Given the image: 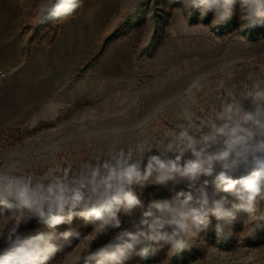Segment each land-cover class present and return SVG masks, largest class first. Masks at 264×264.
<instances>
[{"label":"rangeland","instance_id":"rangeland-1","mask_svg":"<svg viewBox=\"0 0 264 264\" xmlns=\"http://www.w3.org/2000/svg\"><path fill=\"white\" fill-rule=\"evenodd\" d=\"M20 1L25 39L51 41L56 28L40 22L59 0ZM136 6L120 31L130 79L103 80L96 66L40 119L0 135V188L28 206L0 220V264H170L180 243L186 264H264V243L243 241L264 237V147L247 156L226 134L229 118L264 106V39L243 35L264 23V0H121L105 35ZM225 16L233 30L221 37ZM155 28L157 53L138 59Z\"/></svg>","mask_w":264,"mask_h":264},{"label":"crops","instance_id":"crops-1","mask_svg":"<svg viewBox=\"0 0 264 264\" xmlns=\"http://www.w3.org/2000/svg\"><path fill=\"white\" fill-rule=\"evenodd\" d=\"M120 3L82 0L77 16L52 24L56 31L51 41L36 43L26 40L23 34L21 1L0 0V135L40 119L43 110L72 87L74 77L97 51L100 38L117 18ZM131 51L127 37L112 43L95 65L98 77L130 79L134 70ZM2 73L8 77L2 78ZM255 112L242 110L226 125L227 136L247 150V156L253 151L250 146L264 147L254 124L257 117L264 124V106Z\"/></svg>","mask_w":264,"mask_h":264},{"label":"trees","instance_id":"trees-1","mask_svg":"<svg viewBox=\"0 0 264 264\" xmlns=\"http://www.w3.org/2000/svg\"><path fill=\"white\" fill-rule=\"evenodd\" d=\"M81 2L82 0L57 1L53 6H51L50 8H48L43 12L40 22V29L44 30L51 28L52 24L55 22H60L64 19L77 16L80 12ZM139 12H140V6H136L131 13L126 15L123 22H120L110 33L100 38L97 51L92 55V57L84 65V67L77 73V77L87 75L100 61L101 57L105 54L108 47L112 43H115L127 37L126 35H121L120 31L123 28H125L127 25H129L133 20V17ZM197 15L198 13L196 9L190 10V12L187 15V20L189 24L196 25L197 23H199ZM230 21H231L230 16L223 17L221 22H219V24L214 26V31H217L216 33L221 37L229 33V29L232 32L233 30L231 29L232 25H230L232 21L231 22ZM261 22L263 21L258 20L254 22L244 31L243 35L246 38H248L249 41L256 42L264 39V23ZM160 31L161 30L159 28H155V33L149 36L145 45L139 51L137 55L138 59H142L144 57L148 59H152L153 56L157 53L163 39L162 33ZM24 58H26L25 51H24ZM221 181H224L225 183H230L234 181V179L221 180ZM27 209L28 206H26V204H24L20 200L10 197L2 188H0V220L5 219L7 217H11L21 211H26ZM113 210L114 208L109 205L105 207V210L102 211L100 209L98 210L91 209V210H83L80 212H74V214H80V213L84 214L90 212L91 213L111 212ZM243 239L245 245L249 248H257L264 243V237H261L259 236V233L252 231L244 234ZM212 241L213 242L215 241L214 238ZM217 246L219 249L225 252L229 250V243L226 241L225 235L222 234L219 237V242L217 243ZM190 253H191V257L195 259L194 252L192 249H190ZM185 254H186L185 246L183 243H180V245L177 246L176 250L173 252L172 256L170 257V264H186ZM150 255L151 254L149 251H146L144 253L145 257H149ZM90 259H91L90 256L86 254L82 257L79 264H88L91 261ZM145 260H146L145 264H157L159 261L158 259H153L149 261L148 258H145ZM114 264H121V262L120 260H118Z\"/></svg>","mask_w":264,"mask_h":264},{"label":"built area","instance_id":"built-area-1","mask_svg":"<svg viewBox=\"0 0 264 264\" xmlns=\"http://www.w3.org/2000/svg\"><path fill=\"white\" fill-rule=\"evenodd\" d=\"M1 77H2V78H7V77H8V74H6V73H2V74H1Z\"/></svg>","mask_w":264,"mask_h":264}]
</instances>
